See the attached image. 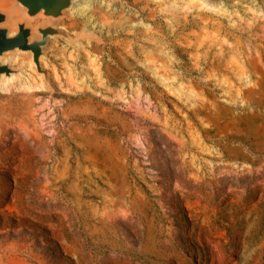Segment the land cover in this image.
<instances>
[{
    "label": "rangeland",
    "instance_id": "rangeland-1",
    "mask_svg": "<svg viewBox=\"0 0 264 264\" xmlns=\"http://www.w3.org/2000/svg\"><path fill=\"white\" fill-rule=\"evenodd\" d=\"M79 8L55 24L81 44L45 47L52 87L24 54L0 89V264H264V128H222L264 115V0ZM87 103L114 122L65 118Z\"/></svg>",
    "mask_w": 264,
    "mask_h": 264
},
{
    "label": "water",
    "instance_id": "water-1",
    "mask_svg": "<svg viewBox=\"0 0 264 264\" xmlns=\"http://www.w3.org/2000/svg\"><path fill=\"white\" fill-rule=\"evenodd\" d=\"M75 0H0V58L7 54H27L40 74L46 78L47 84L52 87L49 73L43 69L41 58L45 57V47L51 39L63 37L72 43L81 44L84 33L72 38L68 33L60 30L55 21L64 18ZM18 12L11 23V16ZM52 20L41 23L36 27L32 21L38 18ZM26 64V63H25ZM21 69H14L10 63L0 62V79L2 77H18Z\"/></svg>",
    "mask_w": 264,
    "mask_h": 264
},
{
    "label": "bare ground",
    "instance_id": "bare-ground-1",
    "mask_svg": "<svg viewBox=\"0 0 264 264\" xmlns=\"http://www.w3.org/2000/svg\"><path fill=\"white\" fill-rule=\"evenodd\" d=\"M81 1L83 3H85V4L88 5L93 0H75V2L73 3L72 7L68 10V11L73 10L71 17L73 16V18H74L78 14H80V12H82V10L79 8V4H80ZM67 12H65V14ZM17 13L18 12H15L11 16V23H10L11 26H13V20H14V18L17 17ZM19 55H24V53H21V54L15 53L13 55H11L9 53L5 57L0 58V62L2 64L10 63V65L12 67L13 64L15 62H17V60L19 58L18 57ZM118 57L119 58L117 59V61L120 64H122V59L120 58V56H118ZM44 60H45V57L41 58V61L44 62ZM28 67H29V76L34 79L35 78V75H34V67L31 65V62H29ZM20 78H21L20 75L18 77H11V78L2 77L0 79V89H4L5 87H7V85L11 84V81L14 82L15 80H18ZM258 85H259V90L257 92L256 91H248V94H249V96H252V97L254 96L255 97L256 106L260 110H262L264 112V75L263 74L261 75V79L259 80ZM18 108H17V110H11V111H13L15 115H17L19 113L18 112L19 111ZM28 110H30V109H28ZM31 111L32 110H30V113H31ZM66 115L67 116L65 118L68 121H74V119H81L82 121L83 120H93V121H97V122H103V123H106V124H111V123L114 122V119H113V116L112 115H108V114H105V113L100 112L98 108L94 107L90 103H87V105H85L84 107H80V106H75L74 107V106H71V107L68 108V111H66ZM229 125H232V126L237 127V128L247 127L250 131H252L254 133H262V128H264V115L263 114H260L258 112H255L253 115H246L244 117L239 118L234 123L233 122H228V123H226V125L224 124L222 126V128H226ZM80 126L70 127V128H72L73 133L76 134V137L75 138L78 141H80V148H82V150L86 154L90 155V157H94L95 156L96 158H98V155L101 152H103L104 150L106 151L109 148L108 144L102 142L96 136L95 133H92L89 130L84 129V128L80 127ZM77 148H79V147H77ZM100 160L103 161V159H100ZM230 264H238V261H233Z\"/></svg>",
    "mask_w": 264,
    "mask_h": 264
}]
</instances>
